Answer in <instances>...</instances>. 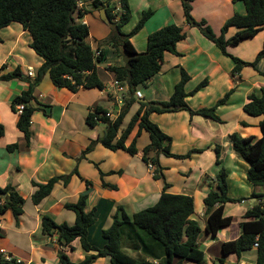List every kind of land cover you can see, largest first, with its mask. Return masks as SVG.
Returning a JSON list of instances; mask_svg holds the SVG:
<instances>
[{
    "label": "crops",
    "instance_id": "obj_1",
    "mask_svg": "<svg viewBox=\"0 0 264 264\" xmlns=\"http://www.w3.org/2000/svg\"><path fill=\"white\" fill-rule=\"evenodd\" d=\"M128 3L131 19L122 28L124 33H130L145 12L153 13L143 29L131 38L138 52L146 51L148 37L165 26H180L187 35L186 40L178 44L181 55L167 52L163 70L137 86L138 100H168L181 78V67L191 75L186 84L189 93L187 102L194 109L214 106L228 91L235 89L229 99L216 108L223 122L198 114L191 115L188 110L154 112L150 118L172 137L174 153L185 154L193 148L204 149L201 153H194L190 159H177L163 154L160 157L165 167L164 173L172 185L168 191L193 196L194 216L204 227V198L210 188L215 186L219 169L214 146L219 144L223 147L222 165L228 172V194L233 198H244L240 202H248L250 206L240 209L239 214L235 215L226 212L229 202L226 203L225 214L233 216V224L221 228L216 235L204 230L199 243L206 253V264H216L221 257L225 259V264H255L258 256L256 246L241 255H223L222 244L239 237L240 222L245 220L246 210L253 203L264 200V193L257 192L260 186L255 187L248 180L249 164L234 150L230 136L234 131L243 136H262L259 119L248 116L243 107L249 94L255 92L261 95L263 92L264 58L257 64L259 72L252 66H245L241 73L233 75L234 60L208 40L199 28L187 24L181 0H128ZM192 5L195 21H206L217 36L221 34L226 21L236 13L246 14L244 3L234 0H195ZM85 6L89 7V2ZM102 10H90L83 18L90 29L87 41L95 50L112 29V25L102 19ZM237 32V28H230L226 39L232 38ZM0 38V76L12 73L17 68L22 72L20 77L0 79V123L5 126V134L0 138V186L12 184L26 198L19 222L11 211L0 219V256L16 259L20 264H59L58 253L62 249L72 260L80 261L87 254L80 239H75L71 245H60L56 236L43 233V215L48 214L58 222L73 224L76 213L64 204L87 193L86 211L93 208L97 210V220L89 228V240L103 247L107 243L103 229L110 226L117 205H124L126 211L133 214L154 205L163 192V181L153 177L141 153L132 155L124 149L112 150L98 142L82 157L93 140L105 135L107 127L104 121H99L95 127L88 125L89 112L95 106H102L113 114L117 108L118 111L121 108L119 99L123 91L115 84L114 74L107 66L125 64L126 56L114 48H103L107 63L99 64V73L105 83L104 89L81 87L72 92L57 87L49 74L44 75L34 91L32 105L35 111L31 119V139L28 141L17 126L19 113L13 110L12 101L28 88L29 81L36 78L44 59L32 49L31 34L18 22L3 28ZM263 47L264 28L256 37L246 39L237 46H229L227 50L243 60L253 61ZM30 70L33 75L29 74ZM203 80H207V84L195 94H190ZM137 108L136 103L126 116V121L130 120ZM243 120L249 125H243ZM135 133L127 144H130ZM13 143H17L18 147L10 151L8 145ZM148 143V133L143 131L137 139V146L142 150ZM76 166L80 176L74 174L66 185L63 181L56 183L52 195L42 204L33 202V179L46 182L53 176L71 173ZM170 175L176 176V183ZM86 180L91 183L88 184ZM253 193L261 196L253 197ZM235 218L238 225L234 224ZM94 264L111 262L108 257H99ZM183 264L197 263L185 260Z\"/></svg>",
    "mask_w": 264,
    "mask_h": 264
},
{
    "label": "trees",
    "instance_id": "obj_2",
    "mask_svg": "<svg viewBox=\"0 0 264 264\" xmlns=\"http://www.w3.org/2000/svg\"><path fill=\"white\" fill-rule=\"evenodd\" d=\"M89 2L82 10L78 8V0H0V31L18 22L32 36L31 47L44 60L38 74L33 81L28 82V88L14 97L12 108L17 112V106L24 104V110L19 114L17 126L26 139H31V119L35 111L32 101L34 91L43 79L49 74L54 85L64 87L72 92L81 87L100 89L105 83L100 77L99 64L106 61L107 54L104 47H111L121 51L126 56L123 65L110 64L108 70L114 74L121 86L122 102L118 114L107 115L109 112L102 106H95L87 116V123L95 127L99 121L107 123L106 133L83 152L82 157L101 142L112 150L124 149L132 155L141 153L142 159L149 166H155L153 177L163 181V192L159 200L152 206L146 207L133 214H129L125 206L119 204L112 215L109 227L103 229V236L107 243L103 247L94 245L89 240V228L96 220V208L86 211L88 194H80L75 201L64 204L67 209L76 213L73 224L66 221L58 222L52 216H42V231L45 235L56 236L62 246L71 245L75 239H80L82 248L87 252L84 259L74 261L70 255L60 249L59 264H94L99 257H108L111 264H183L191 260L197 264H206V253L199 243L200 234L205 230L216 235L223 227L233 224V216L225 214V205L228 202L243 201L244 198H233L228 194V172L222 165L223 147L214 146L216 164L219 169L216 173V184L211 187L204 198L206 225L195 218V202L191 195L168 191L172 186L164 173L160 157L165 155L177 159H190L194 153H201L203 148H193L185 154L172 151V137L151 120L152 113L176 112L188 110L191 115H202L216 121L224 119L216 112L217 106L225 103L234 88L220 98L214 106L192 108L187 102L189 93L186 84L190 80L189 72L181 67V78L175 85L174 91L168 100H138L137 86L148 81L155 74L163 70L167 52L181 55L178 44L185 41L187 35L184 29L177 25H168L152 33L148 37L147 50L138 52L131 42V38L138 34L152 12H145L130 33H124L122 28L131 19V9L128 0H82ZM195 0H181L187 24L200 29L201 33L224 54L230 56L235 66L232 74L241 73L245 66H252L258 70V62L264 58V47L259 51L255 60L246 61L231 54L227 48L237 46L242 41L256 37L264 28V0H234L243 2L246 14L236 13L226 21L221 34L215 35L206 21L197 22L193 18L192 3ZM119 8V11H117ZM106 11L111 20L112 29L106 39L98 46L100 55L88 43L90 36L89 26L83 22L84 15L90 10ZM230 28H237L238 32L230 39L226 34ZM1 40V38H0ZM22 75L21 69L2 74L0 79L6 80ZM207 80L200 82L190 94H195ZM262 94L252 92L244 105V112L253 118L259 119L262 136H243L239 132L231 133L233 148L238 155L249 164L248 180L255 186L264 187V86ZM138 104L137 110L126 121V116L133 105ZM243 125H249L245 120ZM143 131L149 136V143L142 150L137 146V139ZM136 132L130 144L128 139ZM5 134V126L0 123V138ZM18 147L17 143L8 145L10 151ZM74 174L81 175L78 166L69 173L56 175L40 182L33 179L34 191L32 200L36 205L42 204L52 195L55 184L63 181L68 184ZM104 175L103 172H101ZM88 184L90 180H86ZM106 186L108 184L105 183ZM115 188V186H111ZM259 198V193H253ZM26 198L16 186L8 184L0 186V219L11 211L17 222L24 213ZM245 220L240 222L241 233L238 238L225 241L222 244L223 255L242 252L257 247L258 256L255 264H264V200L255 202L244 214ZM129 250L132 252L130 253ZM0 263L20 264L16 259L7 260L0 256ZM216 264H225L223 257Z\"/></svg>",
    "mask_w": 264,
    "mask_h": 264
},
{
    "label": "rangeland",
    "instance_id": "obj_3",
    "mask_svg": "<svg viewBox=\"0 0 264 264\" xmlns=\"http://www.w3.org/2000/svg\"><path fill=\"white\" fill-rule=\"evenodd\" d=\"M102 63H107V62H102ZM141 143H142V141H141ZM151 172H153V170H151ZM170 177L171 178H173L174 179V181H175V183H176V176H174V175H170ZM179 186V185H178ZM260 188V187H259ZM257 189V192H259V193H261V192H263L264 193V187H262V188H260V189ZM248 206H250V203H248V202H245V203H243V202H229L228 204H227V210H226V212L228 213V214H231V213H233V214H235V215H238L239 214V211H240V209H242V208H244V207H248ZM238 220H237V218H235V223L234 224H236V225H238ZM129 252L130 253H132L130 250H129ZM255 252V251H254Z\"/></svg>",
    "mask_w": 264,
    "mask_h": 264
},
{
    "label": "built area",
    "instance_id": "obj_4",
    "mask_svg": "<svg viewBox=\"0 0 264 264\" xmlns=\"http://www.w3.org/2000/svg\"><path fill=\"white\" fill-rule=\"evenodd\" d=\"M102 1H106V0H102ZM84 7H85V2L82 1V0H78V8H79L80 10H82ZM117 11H119V8H118ZM100 53H101V50H96V55H97V56L100 55ZM29 74H30V75H33V71L30 70V71H29ZM115 84L119 86V89H120L121 91L124 90V87L121 86L117 80L115 81ZM119 101L122 102V97L119 99ZM24 106H25L24 104H19V105L17 106V113L21 114L22 111L24 110ZM107 115H109V116L112 115V117L115 116V114H113V113H111V112H108ZM154 168H155V166H154L153 164H149V169H150V170H153V171H154ZM2 251H4V250H2ZM6 259H7V260H11L10 257H7Z\"/></svg>",
    "mask_w": 264,
    "mask_h": 264
},
{
    "label": "water",
    "instance_id": "obj_5",
    "mask_svg": "<svg viewBox=\"0 0 264 264\" xmlns=\"http://www.w3.org/2000/svg\"><path fill=\"white\" fill-rule=\"evenodd\" d=\"M102 14H103L102 19H103L104 21H106L107 23L111 24V20H110V18L107 16L105 10H102ZM141 100H143V99H141ZM117 114H118V108H117V110L115 111V115H117Z\"/></svg>",
    "mask_w": 264,
    "mask_h": 264
}]
</instances>
